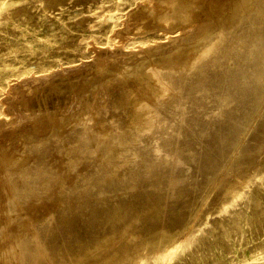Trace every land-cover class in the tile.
Here are the masks:
<instances>
[{
  "label": "rangeland",
  "instance_id": "rangeland-1",
  "mask_svg": "<svg viewBox=\"0 0 264 264\" xmlns=\"http://www.w3.org/2000/svg\"><path fill=\"white\" fill-rule=\"evenodd\" d=\"M157 1L0 0V138L28 121L27 140L48 170L58 177L63 163L81 176L97 155L75 158L66 150L79 135L86 151L95 145L82 127L97 116L115 155L128 159L118 189L93 181L92 189L72 191L39 222L29 237L50 264H264V80L253 67L262 61L251 52L255 33L243 34L222 56V36L213 31L196 55L211 62L156 82L144 126L128 145L119 137L115 102L125 86L119 66L195 44L189 32L179 40L180 28L129 21L142 4ZM136 85L131 79L132 92ZM21 91L29 93L30 108L20 104ZM62 110L69 114L61 124L37 118L46 111L60 118ZM224 110L244 113L231 118ZM145 160L153 163L147 174Z\"/></svg>",
  "mask_w": 264,
  "mask_h": 264
},
{
  "label": "bare ground",
  "instance_id": "bare-ground-1",
  "mask_svg": "<svg viewBox=\"0 0 264 264\" xmlns=\"http://www.w3.org/2000/svg\"><path fill=\"white\" fill-rule=\"evenodd\" d=\"M129 19L135 27L144 24L145 27L155 26L169 32L180 28L179 40L190 33L195 44L178 43L162 51L152 62L143 60L129 67L124 64L119 66L125 86L115 104L120 108L117 113L118 122H122L118 128L119 137L126 145L144 126L147 106L156 103V82L164 85V80L175 71L184 73L191 66L211 62L210 59L198 60L196 55L208 41L214 39L213 31L222 36V42L218 44L222 56L226 49L230 50L229 46L241 44L243 34L255 33L257 41L251 52L260 55L262 61L260 66L257 64L253 67L259 69V76L264 80V70H261L264 68V0H158L155 3L142 4L130 13ZM249 24L258 28L251 30L247 26ZM235 29L238 32H235ZM231 42L233 44H230ZM150 64H153V67H148ZM131 79L137 83L135 92H132L129 86ZM74 86V82L67 85L71 99L74 98ZM132 94L135 97H132ZM17 97L21 105L30 108L28 92L21 91ZM63 110L60 118L47 111L39 114L37 118L61 124L65 119L63 117L69 114L66 109V113ZM223 113L231 118L239 115L240 118L244 110L238 115L225 110ZM123 120L126 123L123 124ZM27 122H19L16 129L0 138V264H50L38 244L30 239L35 231L40 230L39 222L57 210V202L66 200L72 191L81 195L92 189L93 181L101 180L110 188L118 189L122 184L119 168L123 163L128 165L124 154L115 155L116 147L108 139L99 117L95 116L92 125L82 127L83 133L96 140L95 145H91L86 151L85 136L79 135L73 137V143L67 147L66 152L72 153L75 158L96 154L97 161L87 174L81 176H74L73 173L70 175L66 164L62 163L59 166V176L56 177L43 164L35 146L27 140L31 131ZM159 127L164 128L165 124H160ZM144 163L145 169L141 172L147 174L153 163L149 160ZM70 165H73L72 161ZM138 173L134 175L136 182L140 181ZM22 211L30 216L34 215L33 212L40 213L36 217L31 216V220H22ZM48 227L45 224V229ZM33 248L39 252L32 251ZM120 253L121 250H117L114 254ZM72 264L85 263L75 260ZM99 264H112V261L104 260Z\"/></svg>",
  "mask_w": 264,
  "mask_h": 264
}]
</instances>
